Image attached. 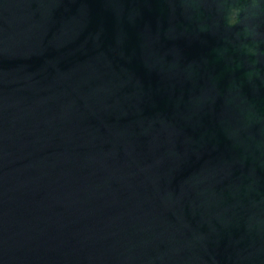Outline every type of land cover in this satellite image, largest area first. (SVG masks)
I'll return each instance as SVG.
<instances>
[{
  "label": "water",
  "instance_id": "water-1",
  "mask_svg": "<svg viewBox=\"0 0 264 264\" xmlns=\"http://www.w3.org/2000/svg\"><path fill=\"white\" fill-rule=\"evenodd\" d=\"M0 264H264V0H0Z\"/></svg>",
  "mask_w": 264,
  "mask_h": 264
}]
</instances>
